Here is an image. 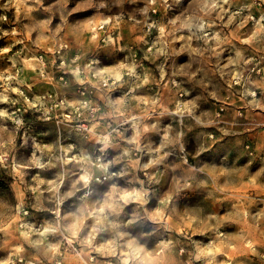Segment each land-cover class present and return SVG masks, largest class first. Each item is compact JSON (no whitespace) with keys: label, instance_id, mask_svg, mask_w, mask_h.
<instances>
[{"label":"rangeland","instance_id":"obj_1","mask_svg":"<svg viewBox=\"0 0 264 264\" xmlns=\"http://www.w3.org/2000/svg\"><path fill=\"white\" fill-rule=\"evenodd\" d=\"M0 264H264V0H0Z\"/></svg>","mask_w":264,"mask_h":264}]
</instances>
